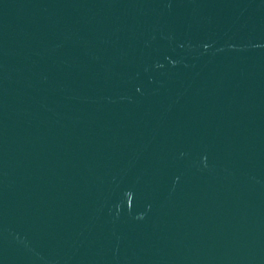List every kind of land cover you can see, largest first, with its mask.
I'll list each match as a JSON object with an SVG mask.
<instances>
[{"label": "water", "instance_id": "1", "mask_svg": "<svg viewBox=\"0 0 264 264\" xmlns=\"http://www.w3.org/2000/svg\"><path fill=\"white\" fill-rule=\"evenodd\" d=\"M0 264H264V0H0Z\"/></svg>", "mask_w": 264, "mask_h": 264}]
</instances>
